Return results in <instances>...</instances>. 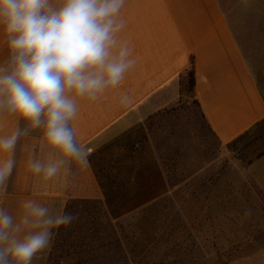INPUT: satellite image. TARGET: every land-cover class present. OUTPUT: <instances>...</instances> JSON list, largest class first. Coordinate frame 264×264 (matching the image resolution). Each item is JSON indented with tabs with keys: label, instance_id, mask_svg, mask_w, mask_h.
Wrapping results in <instances>:
<instances>
[{
	"label": "crops",
	"instance_id": "obj_1",
	"mask_svg": "<svg viewBox=\"0 0 264 264\" xmlns=\"http://www.w3.org/2000/svg\"><path fill=\"white\" fill-rule=\"evenodd\" d=\"M121 16L125 28L120 37L130 42L137 63L118 88L95 101H78L73 127L78 142L91 150L88 166H66L57 178L44 182L29 167L30 159L48 158L47 152L41 151L42 132L33 130L22 136L8 190L0 194V207L12 215L18 214L26 199H36L56 211L64 210L72 199L104 200V188L114 179L119 184L124 178L130 187H137L134 191L118 187L119 193L151 194L145 203L160 196L162 189L158 191L152 183L163 176L146 175L149 165H129L126 175L122 164L121 168H105L106 173L97 162L111 145L146 139V120L172 105L185 91L198 102L203 118L222 146L264 131V94L220 0H126ZM7 57L6 41L0 35V62ZM125 94L133 98L129 106L120 104ZM24 125L16 117L0 118V136L10 135L17 126ZM252 165L263 181L264 151ZM53 240L54 236L38 254L48 253ZM234 264H264V253Z\"/></svg>",
	"mask_w": 264,
	"mask_h": 264
},
{
	"label": "rangeland",
	"instance_id": "obj_2",
	"mask_svg": "<svg viewBox=\"0 0 264 264\" xmlns=\"http://www.w3.org/2000/svg\"><path fill=\"white\" fill-rule=\"evenodd\" d=\"M220 2L264 94V0ZM188 95L146 120V139L111 145L97 162L102 170L122 164L126 175L129 165L147 164L146 175L162 174L151 181L162 194L151 204L145 203L151 194L127 195L121 207L115 196L114 234L102 212L75 208L78 219L59 233L61 249L56 253L52 243L33 264H234L264 253V179L252 165L264 151V131L222 146ZM122 180L114 189L134 191ZM144 231L152 241L147 251L139 248Z\"/></svg>",
	"mask_w": 264,
	"mask_h": 264
},
{
	"label": "clouds",
	"instance_id": "obj_3",
	"mask_svg": "<svg viewBox=\"0 0 264 264\" xmlns=\"http://www.w3.org/2000/svg\"><path fill=\"white\" fill-rule=\"evenodd\" d=\"M126 0H0V35L8 57L0 62V118L23 127L0 136V194L8 190L22 136L41 130L47 160L30 159L32 173L48 182L72 164L87 167L91 150L77 140L73 121L80 99L98 100L118 88L137 63L121 10ZM133 98L120 97L129 106ZM246 214L250 215L251 210ZM78 215L24 200L16 216L0 207V264H33L55 232Z\"/></svg>",
	"mask_w": 264,
	"mask_h": 264
},
{
	"label": "trees",
	"instance_id": "obj_4",
	"mask_svg": "<svg viewBox=\"0 0 264 264\" xmlns=\"http://www.w3.org/2000/svg\"><path fill=\"white\" fill-rule=\"evenodd\" d=\"M183 83H184V81L182 80V85H183ZM194 101H195V103L199 107L198 102L196 100H194ZM114 184H115V179L112 182V185H110L109 187L104 188L106 190V192L104 193V200L72 199V200H70L68 202V204H67V206H66L65 209L67 211H69V212L75 213L73 211V210H75V208H80V207L81 208L82 207L85 208V207H88V206H92L95 209V211H97V214H99L100 212H102V215L101 216L104 217V224L103 225H104L105 229L108 230L107 233H109V234L116 233V226L112 223V217H113L112 210H111V208L113 207L111 205V203H113L112 202V199H114L115 196L118 197L119 198V202L121 204L122 202H124L126 200V196L129 195V194L128 193H125V196H124V194L122 195L116 189H112ZM148 203H150V201H148ZM62 228L63 227H61L60 229H58V232H57V234L55 236V239H54V242H53L52 249L54 251L56 249V253H57L58 249L59 248L61 249V247H62V245L59 243L60 242L59 241V233H60V231H61ZM120 230H121V227H120ZM144 230H146V229H144ZM148 233H149L148 231H144V233L142 234V235H144V238H145L144 241H143V243L141 245H139V248L142 251H144V250L147 251V250H149L152 247V241L150 239H147L148 238L147 236H149ZM125 238L126 237H124V240H126ZM141 239H143V237H141ZM121 242H122L121 240H117L115 243L118 244L119 246H121L120 245Z\"/></svg>",
	"mask_w": 264,
	"mask_h": 264
}]
</instances>
